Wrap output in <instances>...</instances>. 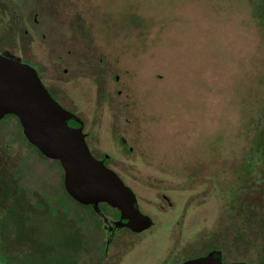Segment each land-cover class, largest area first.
<instances>
[{
  "label": "rangeland",
  "instance_id": "374dc122",
  "mask_svg": "<svg viewBox=\"0 0 264 264\" xmlns=\"http://www.w3.org/2000/svg\"><path fill=\"white\" fill-rule=\"evenodd\" d=\"M262 10L264 0H46L45 42L52 46L46 52H58L53 44L62 43L63 56L72 50L81 62L77 78L62 84L64 97L81 117L101 122L92 125L94 141L140 197L156 205L164 202L162 193L173 203L163 211L147 206L152 232H263L261 190L244 188L255 181L261 189V178L253 168L250 181L244 179L242 170L250 133L256 146L263 122L264 18L255 13ZM111 122L132 152L111 134ZM21 137L13 116L0 119V151L6 144L9 157L18 158ZM5 165L3 182L11 175ZM37 166L45 185L52 180L60 188L61 174L53 180L49 161ZM58 196L63 210H79L64 193ZM49 208L16 229L32 233L31 247L42 244L44 264L68 232L62 214Z\"/></svg>",
  "mask_w": 264,
  "mask_h": 264
},
{
  "label": "flooded vegetation",
  "instance_id": "af4514ba",
  "mask_svg": "<svg viewBox=\"0 0 264 264\" xmlns=\"http://www.w3.org/2000/svg\"><path fill=\"white\" fill-rule=\"evenodd\" d=\"M2 1L4 3H0V54L26 63L35 69L50 95L74 114V117L68 119L67 123L72 127H81L91 154L112 169L132 191L135 207L141 214L150 219V224L145 228L136 229L139 224L134 223L133 228L123 225L122 223L127 222V219L123 218L120 225H116L115 222L120 219L118 208L104 201L98 202L97 205L82 204L72 198L63 186L64 173L59 161L43 155L25 138L18 118L14 114H7L5 116H13L20 126L23 154L16 159L13 158V155L9 157L6 144L0 151L1 173L6 167L5 164L10 165L12 160L9 180L3 182L1 180L2 174L0 175V220H5V231L9 232L6 239L3 235L4 232H0V263L16 264L29 259L43 263L44 249L41 248L42 244L39 242L38 245L35 244L31 247L29 240L32 233L18 232L16 229L17 225H20L18 221L30 220L41 210H45L48 203L51 207L48 210L53 215L62 214L64 221L62 228L68 229V232H63V241L52 252L55 256V259H51L52 264H184L189 260L207 255L219 259L223 263L264 264V219L259 223L263 232L151 231L154 226V219L147 206H150L152 211L158 209L163 211L171 207L173 203L166 194L162 193H160L159 198L166 202L167 206H164L162 201L156 206L140 197L131 183L126 180V173L121 170L118 171L112 165V156L103 152L94 141L98 132H93L92 125L101 124V122L94 123L93 119L81 117L69 104L73 100H67L66 96L64 97L62 84L73 82L77 78L78 72L82 71V68L78 69L81 62H78V57L71 52L72 50L68 51V57H64L60 52L63 49L62 43L60 45L53 44V49L58 52L54 54H51L50 51L46 52L52 48L50 43L45 42L44 31L48 27V23L45 20L46 13L42 11L45 9L46 0ZM12 2L15 4H10ZM19 9L22 13L16 12ZM8 11L12 15L15 14L13 20L12 15L8 17ZM255 13L264 18L263 10L262 14L256 11ZM75 31L78 32V30ZM112 77L113 80H118L117 74ZM119 92L120 90H118ZM261 117L263 122L257 134L256 146H254V135L250 133V144L245 155L246 162L244 165L242 164L246 169L243 167L242 170L247 173L244 179L246 177L249 179L250 169L255 168L254 171L257 170L256 172L261 178L257 183L262 188L259 189L257 186L255 189V181L249 182V185L244 188L249 193L254 190H261L259 193L264 198V110ZM116 125L118 123L111 122L109 131L111 134H119L118 141L120 144L127 149V153L132 152L133 146L127 143ZM249 126L251 131L253 129L252 121ZM31 154L36 156V160H28ZM47 161L53 167L51 169L53 180H56V173L60 172L61 174L59 178L60 188L52 185L51 182L53 181L50 182L49 179L50 185H45L47 180L44 179L45 177L37 165L39 162L45 164ZM236 170H238V166H236ZM233 179L229 202L235 209V207L238 208L237 193L239 188L237 183L239 179L236 180L235 177ZM62 193L78 204L79 210L72 208L63 210L58 200V194L62 195ZM79 211L88 214L89 217L79 215ZM94 218L98 221H93ZM180 226L181 231H184L187 224L182 222ZM37 247H40L39 252H37Z\"/></svg>",
  "mask_w": 264,
  "mask_h": 264
},
{
  "label": "water",
  "instance_id": "95a60500",
  "mask_svg": "<svg viewBox=\"0 0 264 264\" xmlns=\"http://www.w3.org/2000/svg\"><path fill=\"white\" fill-rule=\"evenodd\" d=\"M14 114L23 135L43 155L57 159L62 167L66 192L82 204L97 205L104 201L120 211L115 222L136 229L150 224V219L135 207L132 191L102 160L95 158L84 138L81 127L67 121L74 114L59 104L41 82L35 69L0 54V119ZM1 264V263H0ZM184 264H247L223 263L210 255Z\"/></svg>",
  "mask_w": 264,
  "mask_h": 264
},
{
  "label": "trees",
  "instance_id": "16d2710c",
  "mask_svg": "<svg viewBox=\"0 0 264 264\" xmlns=\"http://www.w3.org/2000/svg\"><path fill=\"white\" fill-rule=\"evenodd\" d=\"M6 228V222L5 220H0V232H4ZM6 262V260H5ZM48 264H51V258L49 259V261L47 262ZM16 264H43V263H39L38 260L37 261H33V259H29L28 261H22L20 263H16Z\"/></svg>",
  "mask_w": 264,
  "mask_h": 264
}]
</instances>
